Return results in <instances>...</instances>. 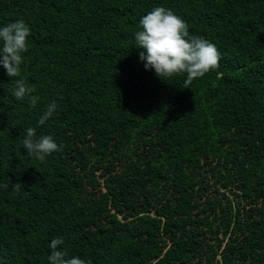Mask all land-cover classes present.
<instances>
[{"label":"trees","instance_id":"trees-1","mask_svg":"<svg viewBox=\"0 0 264 264\" xmlns=\"http://www.w3.org/2000/svg\"><path fill=\"white\" fill-rule=\"evenodd\" d=\"M157 6L220 54L189 89L139 59ZM17 20L31 34L20 77L0 65V264H50L54 238L91 264H264V0H0V27ZM30 127L63 150L29 157Z\"/></svg>","mask_w":264,"mask_h":264},{"label":"clouds","instance_id":"clouds-1","mask_svg":"<svg viewBox=\"0 0 264 264\" xmlns=\"http://www.w3.org/2000/svg\"><path fill=\"white\" fill-rule=\"evenodd\" d=\"M30 34V27L23 20L0 27V65L11 78L21 75L22 54L28 51L27 38ZM135 43L137 48L143 49L139 59L145 62L146 70L154 69L161 79L183 74L186 77L183 88L189 89L195 79L204 77L219 66L220 54L216 46L202 37L190 36L187 23L163 6L153 8L140 19ZM34 91V88L26 86L24 79H18L12 94L17 100L28 96L30 105L36 107L40 98L31 95ZM56 108L55 101L48 104L38 121L39 125H44ZM22 145L27 149L29 157H35L41 162L47 155L62 151L64 147L63 144L58 145L51 135L37 136L36 130L31 127L26 129ZM3 187L7 188L8 185ZM22 187V183H14V193H19ZM63 244L61 238L52 239L48 256L50 264H91V261L79 257L66 258L67 251L58 248Z\"/></svg>","mask_w":264,"mask_h":264},{"label":"rangeland","instance_id":"rangeland-1","mask_svg":"<svg viewBox=\"0 0 264 264\" xmlns=\"http://www.w3.org/2000/svg\"><path fill=\"white\" fill-rule=\"evenodd\" d=\"M222 191H223V189H222Z\"/></svg>","mask_w":264,"mask_h":264}]
</instances>
